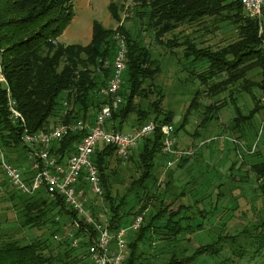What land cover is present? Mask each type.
Segmentation results:
<instances>
[{
	"label": "trees",
	"instance_id": "1",
	"mask_svg": "<svg viewBox=\"0 0 264 264\" xmlns=\"http://www.w3.org/2000/svg\"><path fill=\"white\" fill-rule=\"evenodd\" d=\"M74 1L0 0V69L9 96L24 119V126L11 121L8 92L0 85V148L6 160L22 170L29 179L32 175L28 164L31 149L22 143L24 130L29 133L48 131L53 122L57 125L79 120L93 123L98 110L107 103L99 91L112 76L116 50L114 37L118 33L125 37L126 68L118 93L122 104L112 113L109 128L124 132L131 117L130 130L147 124L145 121L157 125L150 136L140 141L137 150H133L127 160L119 158L114 147L104 144H100L92 155L101 179L102 202L106 206V209L101 208L110 230L116 233L135 217H142L139 230L128 238L129 254L123 264H193L198 263L202 256L216 260L222 255V242L229 238L231 244L235 243L234 235L219 234L211 245L192 250L195 256L192 259L180 257L187 253L180 243L190 242L188 235L203 230L202 224L190 219L193 218L189 214L192 207L196 206L193 215L199 220L212 215L213 211L206 213L197 208L204 201L199 196L200 189L203 188L206 194L211 187L208 182L198 183L201 174L190 176L187 165L191 156H182L173 168L167 166L174 158L162 152L160 128L172 126L174 115L172 111L163 109L166 98L160 86L155 85L162 74V67L160 61L154 59L144 37L149 35L152 42L166 49L170 57H175L181 72L187 74L185 84L193 86L197 83L198 86L192 93L187 115L180 127L175 129L172 126L174 137L177 138L178 130L186 127L192 112L203 108L198 127L207 128L211 122L218 121L219 111L228 102L235 105L236 116L233 124L227 125V131L235 132L243 130L245 119L264 110V55L256 22L244 17L237 0H133L134 15L132 19L128 17L134 22L133 32H125L123 27L107 30L95 23L88 45L65 46L58 39L73 19ZM110 10L116 20L112 5ZM207 18L217 19V27L218 24L232 26L235 40L219 49H212L210 46L200 47L196 38L183 30L178 31L190 25L204 26L205 29ZM254 92L260 94L263 105L255 100ZM235 94L249 95L254 100L247 116L236 106ZM220 95H225L227 101L224 98L208 106L199 105L202 97L212 99ZM82 135L69 134L51 144L47 150L62 162L73 152ZM194 136H198V131ZM174 147H178L177 143ZM251 155L243 156L251 158ZM243 156L232 162L228 170L244 171L245 176L239 179L230 173L227 179L234 190L237 189L235 182H246L248 173L254 176L257 183L254 192L261 200V216H254L253 213L255 221L249 223L250 230L244 228L241 231L246 236L252 235L255 243L252 256L256 257L264 251V158H251L252 165L248 166ZM130 165L133 168L126 182L122 176L123 168ZM177 171H187L191 180L177 182ZM223 184L219 182L214 186L218 191L216 200L225 198L220 190ZM12 190L14 195L10 201H16L14 206L20 227L43 233L26 244L11 240L3 242L0 264H88L85 256L89 242L84 238L83 230L88 228L94 237L91 226H86L60 196L50 195L44 188L32 196ZM184 199H187L186 203ZM238 201V196L230 198L229 202L234 207L227 206L224 211L237 210ZM84 206L88 214L101 223L91 202L85 201ZM212 209L216 211L215 207ZM255 210L259 211L254 208L255 213ZM231 219L229 216L225 220L230 222ZM75 222L79 228L75 227ZM55 237L59 240L55 241ZM74 239L79 240L77 246H73ZM232 253L237 257L244 256V253ZM216 264L236 263H232L231 259H220Z\"/></svg>",
	"mask_w": 264,
	"mask_h": 264
},
{
	"label": "rangeland",
	"instance_id": "2",
	"mask_svg": "<svg viewBox=\"0 0 264 264\" xmlns=\"http://www.w3.org/2000/svg\"><path fill=\"white\" fill-rule=\"evenodd\" d=\"M113 6L114 14L117 17L115 20L110 7ZM134 15V4L133 0H76L73 3V19L69 26L65 29L64 33L58 39V42L62 45H81L86 46L90 43L93 33V26L95 23H98L101 27L107 30H117L118 28L123 27L124 31L133 32L134 22L129 21V18H133ZM244 17H247L243 13ZM217 19L207 18L204 22L206 26L196 27L197 25H190V27H182L184 33L189 34L196 38V41L200 44V47L210 46L212 49H219L222 46L232 42L236 38L235 31L232 29V26H225V24H218ZM215 27V28H214ZM209 31V32H208ZM145 43L149 44V49L152 52L154 59L160 61L162 67V74L155 81L156 86H160L164 95L165 101L163 103V109L165 111L173 112V121L172 126L175 129H178L187 115V109L192 98V93L195 89L198 88L197 83H194L193 86L190 84H185L187 80V74L181 72V67L176 61L175 57H170L166 49H162L160 46L151 41V37L145 34ZM187 82V81H186ZM203 88L200 87V91ZM255 93V92H254ZM237 107L241 108L240 110L247 116L250 109L254 106V100L251 96L244 94H235ZM255 100L257 99L261 105H263L262 98L260 94L255 93ZM226 99V96H218L212 99L209 98H200V106H208L211 103H214L217 100L223 101ZM227 101V99H226ZM235 105L228 102L227 106L219 111L218 121H213L207 128H199V122L202 117L203 108L194 111L188 117V123L184 129L178 130L177 132V148L179 150L189 151L191 155V160L187 165V171L191 173L190 176H197L201 174V178L198 180V183L203 182L209 183L211 189L208 190V193L204 194L203 188L200 189L201 196L204 201L202 204L198 205L197 208L200 210H205L206 213L213 211L211 216L204 220H199L195 214L196 206L192 207L190 211V219L197 224L203 225V230L200 233L188 235L190 242L186 243L183 241L180 243L182 248L187 249V253L181 254L180 257L191 259L193 256L192 250H196L200 246L211 245V243L216 241L217 235H234L236 240L235 243L231 244L229 238L225 242H222V255L216 260L209 259V257H199L198 263L193 264H216L221 259L225 261L226 259H231L232 263L236 264H262L264 263V251L261 253V256L253 257L252 252L254 250L253 238L252 235L249 237L246 234H241V231L245 228L250 230L248 227L249 223L253 220V213L261 216L262 204L261 200L257 197V194L254 192L257 187L255 178L251 173H248L246 182H235V187L233 189L232 183L227 179V176L231 173L236 175L237 178L245 176L244 171H237L234 169V172H229L230 164L236 159H240L243 155L252 153L251 158L257 159L259 157L264 158V110L259 111L258 113L249 116L248 119L244 120L245 126L242 131L230 132L227 131V125L231 126L233 124V118H235ZM240 111V112H241ZM133 117H131L124 127V132H128V128H131V122ZM150 123L148 121H145ZM54 122L51 124V127L55 126ZM239 123L236 121V126L238 127ZM195 131H198V136H194ZM243 139L238 137L244 136ZM232 140H235L234 143ZM137 148L135 149V151ZM197 153L194 155L193 153ZM197 156L196 159H194ZM188 157V156H185ZM243 160L246 165L251 166V158L243 156ZM176 164H174L173 168ZM132 166V165H130ZM124 167V172L122 174L123 179H126L131 175L132 167ZM237 166V165H236ZM130 167V168H129ZM187 171H177L175 174V180H191L188 176ZM244 172V173H243ZM164 174H161V181L164 178ZM128 182V180L126 181ZM219 182H223L222 188L220 189L225 198L216 200V191L214 186ZM178 187L181 184L175 183ZM178 189V188H177ZM178 190L175 191V193ZM173 193V191H172ZM14 195V191L9 186L4 177L3 173L0 171V246L3 242L11 240L17 241L20 244H26L32 238L39 237L42 235L43 231H37L30 228H21L17 214L15 212L16 207L15 200L10 201L11 196ZM238 196L239 201L238 209L235 211H224L225 207L230 206V198ZM86 201L91 202L92 207H95L97 214L101 220L104 222L105 214L102 208L106 209V206L103 205V200L100 197L92 196L87 193L85 196ZM219 199V198H218ZM185 203L187 199L183 200ZM217 201V205L215 203ZM192 203V202H191ZM209 204V205H208ZM233 205L236 202H232ZM216 208V211L212 209ZM254 208L257 213L254 212ZM222 210L225 212L221 217ZM188 214V215H189ZM229 216L232 217L230 222L225 220ZM224 217V219H223ZM258 219V217H257ZM255 219L253 220V222ZM252 222V223H253ZM130 237V235H129ZM127 237V241L128 238ZM187 238V236H186ZM55 239V241H58ZM141 247V245H140ZM236 254L244 253L243 257H237L232 252ZM254 258V259H253ZM219 259V260H218ZM238 262V263H237Z\"/></svg>",
	"mask_w": 264,
	"mask_h": 264
},
{
	"label": "built area",
	"instance_id": "3",
	"mask_svg": "<svg viewBox=\"0 0 264 264\" xmlns=\"http://www.w3.org/2000/svg\"><path fill=\"white\" fill-rule=\"evenodd\" d=\"M247 17L254 20L258 26V36L261 41V51L264 55V0H237ZM116 50L112 65V76L107 85L99 91V95L107 100L94 117L92 124L84 121L69 122L52 127L48 131L29 133L24 130L22 143L31 151L28 154V164L31 177L27 179L23 171L6 160L0 148V171L11 188L20 194L32 196L41 188L50 195L60 196L67 207L83 220L86 226H91L95 236H91L88 228L84 234L89 246L86 250L85 260L88 264H123L128 257L127 237L140 228L142 217L137 216L127 226L121 227L113 233L106 219L98 223L85 210L86 193L95 197L103 195L101 179L92 155L100 144L114 147L117 156L127 160L130 153L135 150L140 141L150 136L156 129L153 122L141 127L132 128L129 132H118L109 128L108 122L112 113L122 104V97L118 94L122 86L123 73L126 68V42L125 37L116 34L114 37ZM0 85L8 92V111L12 122L24 126V119L16 110L15 102L10 98L6 81L0 69ZM162 152L173 156L174 161L168 163V168L182 156L191 153L175 148L176 138L174 128L164 125L160 128ZM73 133L83 134L75 149L62 162L50 154L47 148ZM236 143L235 140H232ZM75 227L79 224L75 222ZM71 238L72 234H68ZM54 239H57L55 237ZM78 239H74L73 246H77Z\"/></svg>",
	"mask_w": 264,
	"mask_h": 264
},
{
	"label": "crops",
	"instance_id": "4",
	"mask_svg": "<svg viewBox=\"0 0 264 264\" xmlns=\"http://www.w3.org/2000/svg\"><path fill=\"white\" fill-rule=\"evenodd\" d=\"M128 132L130 131V128H128V130H127ZM126 133V132H125Z\"/></svg>",
	"mask_w": 264,
	"mask_h": 264
}]
</instances>
